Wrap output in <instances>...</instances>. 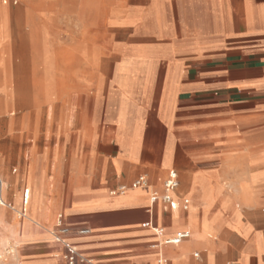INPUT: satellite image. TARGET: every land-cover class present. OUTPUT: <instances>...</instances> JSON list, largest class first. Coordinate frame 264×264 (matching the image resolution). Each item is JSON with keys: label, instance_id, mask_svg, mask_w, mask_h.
<instances>
[{"label": "crops", "instance_id": "1", "mask_svg": "<svg viewBox=\"0 0 264 264\" xmlns=\"http://www.w3.org/2000/svg\"><path fill=\"white\" fill-rule=\"evenodd\" d=\"M155 8L166 25L160 35L147 17ZM142 25L141 41L117 42L102 60L107 82L83 86L88 109L70 130L69 152L80 160L65 177L68 205L48 228L16 218L20 264L59 263L64 245L51 237L59 215L63 241L93 264H157L159 256L264 264V0H151ZM170 172L175 210L150 203ZM139 176L147 187L110 195ZM2 190L3 182L4 201ZM46 206L32 212L36 222L53 216ZM177 232L189 238L151 248Z\"/></svg>", "mask_w": 264, "mask_h": 264}, {"label": "rangeland", "instance_id": "2", "mask_svg": "<svg viewBox=\"0 0 264 264\" xmlns=\"http://www.w3.org/2000/svg\"><path fill=\"white\" fill-rule=\"evenodd\" d=\"M1 1V198L19 210L22 192L29 187L30 208L22 225L48 228L68 205L65 177L71 165H79L80 153L71 154L69 146L75 118L88 109L83 86L107 82L110 74L100 66L117 42L143 39V17L151 0ZM147 17L160 35L166 27L162 10L155 8ZM113 20L136 23L119 29L111 25ZM46 204L55 206L53 216L36 222L32 212L42 213ZM0 215V254L12 244L19 250L16 214L0 207Z\"/></svg>", "mask_w": 264, "mask_h": 264}, {"label": "built area", "instance_id": "3", "mask_svg": "<svg viewBox=\"0 0 264 264\" xmlns=\"http://www.w3.org/2000/svg\"><path fill=\"white\" fill-rule=\"evenodd\" d=\"M179 186L177 174L175 172H170L168 178L162 183V193H158L156 191L151 192L150 194V203L151 205L155 204L157 201L162 202L171 210L176 209V204L173 200V196L177 191ZM2 187V182L0 180V190ZM147 187V178L146 176H139L136 178L129 187L120 186L119 188L112 190L110 192L111 196L122 195L128 189H142ZM28 191H24L21 204L19 210H15L16 218L18 220H24L27 215V206H28ZM1 207H7L11 210H14L11 205L5 204L3 201L0 200ZM188 209V201L183 200L182 202V210L186 211ZM151 230L156 236H162L163 230L156 229L150 226ZM80 235L88 234L87 230H82L78 232ZM69 234V230L63 225L62 216L59 215L56 221L55 232L51 233L52 240L55 243L64 245L65 252L56 256L59 259L58 264H72V263H80V264H93L91 260L86 259L85 257L81 256L75 247H72L66 244L63 241V237ZM189 238V234L185 232H177L171 238L163 240L162 242H158L151 246L152 249H161L163 246L169 245H179L182 241L187 240ZM17 250L18 247L14 244L6 246L3 252L0 254V264L7 263L8 261L13 262L14 264H18L17 259ZM157 264H168L167 260L164 259L162 256H159L157 259Z\"/></svg>", "mask_w": 264, "mask_h": 264}, {"label": "bare ground", "instance_id": "4", "mask_svg": "<svg viewBox=\"0 0 264 264\" xmlns=\"http://www.w3.org/2000/svg\"><path fill=\"white\" fill-rule=\"evenodd\" d=\"M28 188V192H30V188L29 187H27ZM3 216L2 215H0V224L1 223H3V218H2ZM27 217V216H26ZM30 221V220H29ZM14 235V234H13ZM5 238V237H4ZM160 242H162V240L160 241ZM177 254V253H176ZM178 256V255H177ZM176 258V257H175Z\"/></svg>", "mask_w": 264, "mask_h": 264}]
</instances>
